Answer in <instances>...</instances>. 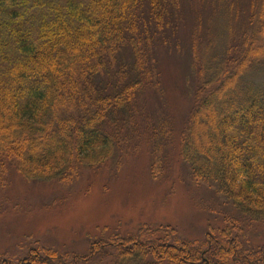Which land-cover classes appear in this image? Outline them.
<instances>
[{
  "label": "trees",
  "instance_id": "16d2710c",
  "mask_svg": "<svg viewBox=\"0 0 264 264\" xmlns=\"http://www.w3.org/2000/svg\"><path fill=\"white\" fill-rule=\"evenodd\" d=\"M176 1L0 0V152L12 156L26 178H65L76 162L93 167L111 157L123 137L119 128L136 120V94L157 68L149 62L156 61L154 45L179 41L175 16L184 0ZM224 1L213 0L215 24L208 23L210 14L199 20L202 45L204 29L218 26ZM230 13L235 19L224 48L196 61L203 82L182 155L196 179L216 183L244 214L264 220V0H232ZM125 51L134 60L123 65ZM164 118L159 128L168 123ZM175 232L168 227L160 239L99 240L92 256L118 248V260L135 264H148L149 255L157 264L264 262V248L245 249L229 228L220 237L212 230L202 245L177 240ZM47 253L21 264H51L48 257L58 254Z\"/></svg>",
  "mask_w": 264,
  "mask_h": 264
},
{
  "label": "rangeland",
  "instance_id": "374dc122",
  "mask_svg": "<svg viewBox=\"0 0 264 264\" xmlns=\"http://www.w3.org/2000/svg\"><path fill=\"white\" fill-rule=\"evenodd\" d=\"M231 1H224L223 13L216 15L221 18L218 26L204 29L206 45L197 40L202 35L197 25L209 14L208 23L215 24L213 7L218 12V3L182 2L183 13L175 16L179 41L154 45L156 61L149 62L157 68L136 94V120L119 128L123 137L106 161L93 167L76 162V170L65 178L34 180L18 170L12 156L0 152V259L12 264L29 257L41 261L50 251L58 254L56 260L48 257L51 264H135L118 260V248L92 256L93 243L117 237L160 239L168 227L175 229L172 237L177 240L200 245L212 230L220 237L221 230L229 228L233 236L240 235L245 249L264 248V220L244 214L216 183L196 179L182 155L184 132L203 82L196 61L212 59L222 50L219 45L224 48L235 19L225 14ZM236 24L234 31L240 22ZM220 33L221 41L208 43ZM124 55L122 64L134 60L130 51ZM103 77L100 84L105 85L109 79ZM164 116L168 123L159 128L158 119ZM154 259L149 255L145 261L157 264ZM213 262L220 264L216 258Z\"/></svg>",
  "mask_w": 264,
  "mask_h": 264
}]
</instances>
